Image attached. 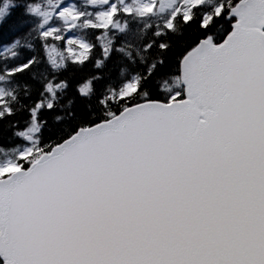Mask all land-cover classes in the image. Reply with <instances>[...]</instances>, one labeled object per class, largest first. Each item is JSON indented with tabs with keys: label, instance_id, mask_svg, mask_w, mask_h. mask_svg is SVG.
<instances>
[{
	"label": "snow or ice",
	"instance_id": "snow-or-ice-1",
	"mask_svg": "<svg viewBox=\"0 0 264 264\" xmlns=\"http://www.w3.org/2000/svg\"><path fill=\"white\" fill-rule=\"evenodd\" d=\"M0 264H264V0H0Z\"/></svg>",
	"mask_w": 264,
	"mask_h": 264
}]
</instances>
